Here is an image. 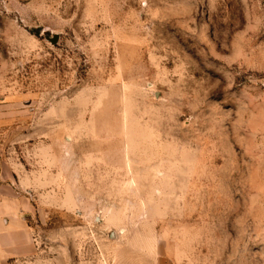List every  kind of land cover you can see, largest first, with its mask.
<instances>
[{
    "label": "rangeland",
    "instance_id": "374dc122",
    "mask_svg": "<svg viewBox=\"0 0 264 264\" xmlns=\"http://www.w3.org/2000/svg\"><path fill=\"white\" fill-rule=\"evenodd\" d=\"M0 171L22 264H264V0H0Z\"/></svg>",
    "mask_w": 264,
    "mask_h": 264
},
{
    "label": "crops",
    "instance_id": "0c3cea01",
    "mask_svg": "<svg viewBox=\"0 0 264 264\" xmlns=\"http://www.w3.org/2000/svg\"><path fill=\"white\" fill-rule=\"evenodd\" d=\"M24 185V184H23ZM11 171H0V264H22L35 252L31 227L27 218L32 215V203L24 194ZM12 263V264H14Z\"/></svg>",
    "mask_w": 264,
    "mask_h": 264
},
{
    "label": "water",
    "instance_id": "95a60500",
    "mask_svg": "<svg viewBox=\"0 0 264 264\" xmlns=\"http://www.w3.org/2000/svg\"><path fill=\"white\" fill-rule=\"evenodd\" d=\"M58 39V34H53L52 37H49L51 43H55Z\"/></svg>",
    "mask_w": 264,
    "mask_h": 264
}]
</instances>
